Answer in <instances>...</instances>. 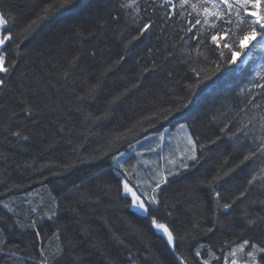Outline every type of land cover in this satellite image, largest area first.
<instances>
[{"label":"trees","instance_id":"obj_1","mask_svg":"<svg viewBox=\"0 0 264 264\" xmlns=\"http://www.w3.org/2000/svg\"><path fill=\"white\" fill-rule=\"evenodd\" d=\"M52 2L0 0L8 20L2 35L11 33L0 48L11 68L0 74L6 80L0 90V228L6 241L0 264H70L77 256L82 264H225L226 258L245 264L251 248L232 257L233 248L244 240L264 247V152L244 161L264 140V73L252 68L258 46L241 51L237 41L236 62L227 63L211 30L199 25V55L197 41L189 39L194 33L185 32L196 17L180 8V0H172L175 8L166 0H139V13L121 8L125 0H75L26 32ZM235 24L233 15L219 30L242 36ZM225 42L232 40L221 47ZM249 49L255 56L247 60ZM188 100L182 118L144 119ZM180 124L197 140L195 161L186 159L190 146L173 139ZM117 161L149 193L158 174L176 173L161 186L160 204L150 208L182 238L174 251L149 226L150 216L129 206L117 179L121 170H112ZM81 180L79 192L72 191ZM17 220L35 221L36 228L15 226ZM61 245L63 255L54 258ZM257 259L264 264L260 254Z\"/></svg>","mask_w":264,"mask_h":264},{"label":"snow or ice","instance_id":"obj_2","mask_svg":"<svg viewBox=\"0 0 264 264\" xmlns=\"http://www.w3.org/2000/svg\"><path fill=\"white\" fill-rule=\"evenodd\" d=\"M139 0H125L124 3L120 5L121 8H134L137 13L140 12V8L138 7ZM166 2L172 7L175 8V4L172 3V0H166ZM75 3V0H53L52 3L46 4L42 9L41 13L37 15L36 19L31 21L29 25H27L25 31L31 32L33 31L41 21L47 20L59 10L68 9ZM191 9L190 12L187 13L189 17H196L194 22L189 20L188 23L190 26L185 30L187 33H194L189 37L190 40L197 41L196 51L199 55H204V52L201 51V46L204 44V41L200 39L202 36V32L197 29L199 25H205L209 30H211V41L216 46V51L219 52V56L225 60L227 63L236 62V58L239 55L238 52L233 51L234 47L237 45L243 51L247 49L249 45H253L254 41H257L259 37V43L261 46H264V0H180V8L184 9L185 7ZM236 17L235 27L237 29L243 30V35L239 37H234L230 28H224L223 30H219L220 25H231L232 24V16ZM8 23V20L5 18L4 13H0V29H3ZM151 27V22L143 24L142 28L139 30L140 35H143L147 30ZM246 29V30H244ZM139 37H133V39H138ZM225 38H229L232 40L231 43L225 42L221 47V41L225 40ZM183 39V37H182ZM11 40V33L7 35L0 36V46H4L7 41ZM224 49H227V55L231 56V60H227L226 52ZM191 58V57H190ZM207 59V57H204ZM123 59V58H122ZM116 63H119L118 61ZM220 65H217V71L219 70ZM261 69H264V65H261ZM11 68L6 66V56L3 52H0V74L7 76L10 72ZM193 71H196L193 69ZM67 75V73H65ZM197 75H200L197 72ZM260 73L257 72V76ZM205 80L209 79L208 76L204 77ZM203 81L198 80L195 85H188L190 91L194 92V89L199 86ZM6 86V80L0 78V90H2ZM262 89H264V85H259ZM128 89H125L124 92L117 94L113 97L111 101H109V107L112 104H115L121 96L125 95ZM243 91V89L241 90ZM192 103V100H188L187 102L178 103L175 107H169L167 109H161L159 113H153L152 116L145 117L146 120H151L154 117L162 116L164 119H167L168 116L177 115L178 118H182L183 109H186L188 105ZM103 115H106L103 114ZM101 117H96L94 119H102ZM140 123V122H137ZM179 127L181 129H185L187 126L185 124H180ZM227 127V126H225ZM224 129H221L223 132ZM132 133V130L129 129L125 133H117L113 138V142L123 139L125 136ZM13 135L20 136L19 132L13 133ZM23 139L27 140L28 137H23ZM187 144L190 146L186 151L188 155L186 159L195 161L197 159L196 151H197V140L193 138L192 135H187ZM200 147H204V145H200ZM257 152H264V140L261 141L258 147H256L255 151H250L248 155L244 157V161L249 160L250 158H254ZM90 160H96L98 157H91ZM115 159V158H114ZM242 161L241 163H243ZM175 163V161H172ZM112 167L111 165L109 166ZM187 163L179 164V168H187ZM120 169V172H117V179L120 181V186L122 189V194L124 197H127L130 200V207L142 210L145 214L150 216L149 226L154 228L157 233H160L162 237H166L167 245L171 246L172 250H175V244L177 240L182 239L178 233L175 232L174 228H170L168 223L161 222L160 219L156 215H152L150 208L153 205L158 206L160 204L159 200V192L161 190V186L168 183V176L175 175L174 172H169L168 175L158 174L159 178L154 180V187L151 188V192H147L143 190V185L139 182L133 184L130 177L131 173L124 168L123 164H120L118 161L116 162L115 168ZM135 169V166H133ZM123 177V178H121ZM87 179V178H85ZM215 179L218 178H214ZM257 179L256 175H253L249 183L251 184L253 181ZM85 180H81L80 184L73 183L72 191L79 192V189L83 186ZM215 197L219 199L220 193L215 192ZM243 195V193H241ZM5 208H8V205H4ZM224 209H230L231 204L225 203L222 205ZM11 210V209H9ZM155 209H152L154 211ZM56 215V211L52 212V216ZM170 216L171 213H168ZM249 224L255 226L256 221H249ZM15 226H19L21 228L31 227L33 229L36 228V222L32 221L28 225L21 224L18 220L15 222ZM208 231H212V229H208ZM4 229L0 228V246L5 245L6 241L3 238ZM39 236V233H36ZM54 235H56L54 233ZM203 247V246H201ZM246 247H250L251 251L246 252L245 264H260V261L257 259V254H260V259L264 260V247H260L256 243H251L248 240H244L243 243L239 244L237 247L233 248L231 253L229 254L232 257H235L237 253H244ZM64 253V247L57 246L54 258H60ZM196 256L200 257L201 252L199 250L196 251ZM183 261V257H179ZM41 264H48L47 260H42ZM70 264H82V260L79 256L75 257L70 261ZM203 264H209L208 260H204ZM225 264H228L227 258L225 259ZM231 264H238L237 259H232Z\"/></svg>","mask_w":264,"mask_h":264},{"label":"rangeland","instance_id":"obj_3","mask_svg":"<svg viewBox=\"0 0 264 264\" xmlns=\"http://www.w3.org/2000/svg\"><path fill=\"white\" fill-rule=\"evenodd\" d=\"M0 36H3V35H2V29H0ZM186 134L188 135L187 132H186ZM163 175H165V173H163Z\"/></svg>","mask_w":264,"mask_h":264},{"label":"water","instance_id":"obj_4","mask_svg":"<svg viewBox=\"0 0 264 264\" xmlns=\"http://www.w3.org/2000/svg\"><path fill=\"white\" fill-rule=\"evenodd\" d=\"M166 238V237H165Z\"/></svg>","mask_w":264,"mask_h":264}]
</instances>
